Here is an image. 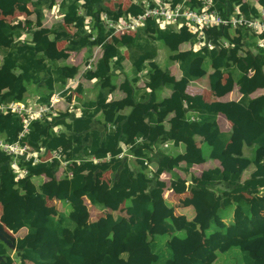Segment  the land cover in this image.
Returning <instances> with one entry per match:
<instances>
[{"label":"trees","instance_id":"16d2710c","mask_svg":"<svg viewBox=\"0 0 264 264\" xmlns=\"http://www.w3.org/2000/svg\"><path fill=\"white\" fill-rule=\"evenodd\" d=\"M256 3L264 10V0ZM54 4L55 0H0V14L26 15L29 11L34 15L33 19L24 16V22L16 26L0 20V103L28 104L30 100L47 104L57 86H64L82 68L81 64L60 62L83 50L91 56L95 47L101 49L100 57L84 77L94 81L96 95L88 100L80 88L79 117L66 111L33 121L21 141L34 150L60 149L67 162L61 178L55 175L56 162L28 163L24 165L28 175L15 184L10 158L0 152V204L6 208L12 198L24 199L18 212L10 210L1 221L13 234L26 231V237L13 244L12 257V248L7 251L0 242V264H62L61 258L68 264H264V160H257L258 151L264 149V92L259 91L264 89V48L257 46L264 42V33L215 27L206 34L218 48L195 52L188 46L181 51V45L194 39L185 28L176 32L148 21L136 33L112 34L99 15L101 11L113 18L123 14L113 11V6L119 8L117 2L108 7L102 0H61L57 12L62 23L43 26V11ZM188 5L194 8L195 2ZM127 6L126 16L141 12L134 4ZM235 7L248 18L259 15L248 0H214V8L222 17L231 15ZM64 24L74 31L64 38L63 48L52 49L60 35L65 37ZM51 36L55 38L51 40ZM223 40L231 47L222 48ZM161 45L169 52L166 65H178L179 79L154 61ZM126 58L132 76L117 87L113 69L120 70ZM143 71L147 72L146 79L138 86ZM202 75L207 76L208 88L217 97L231 88L236 89V97L208 101L200 94H189V83ZM224 75L229 82L222 80L219 85ZM104 84L118 88L123 98L106 100L100 91ZM33 87L37 94L28 99ZM164 89L170 95L160 113L152 104ZM127 108L130 113L125 115ZM189 112L196 117L191 119ZM169 114L166 129L159 120ZM219 116L230 124L229 131L217 127ZM131 118H146L147 133L134 131ZM94 120L100 129L92 128ZM21 125L17 116L0 115V139L15 142ZM136 134L142 138L140 142L133 141ZM197 138L202 139L201 145ZM235 140L250 154L246 157L242 153L238 160L253 167L244 181H240L241 162L233 161L231 169L224 166L228 160L226 146ZM166 143L183 144L185 151L163 153L161 148ZM123 146H129L126 153L130 160L118 158ZM155 155L161 157L156 175L171 173L176 180L171 189L175 194L186 185L181 179H190L195 212L179 231L165 203L162 184H152L148 177L147 163ZM91 158L103 161L95 164ZM76 160H80L78 165L73 163ZM207 162L216 165L192 172ZM106 173L110 180L96 190L97 175ZM38 174L45 179L35 183L33 176ZM224 184L230 189L220 187ZM50 201L64 206L56 218L47 212ZM91 209L101 216L80 223ZM49 245L55 250H48Z\"/></svg>","mask_w":264,"mask_h":264},{"label":"crops","instance_id":"0c3cea01","mask_svg":"<svg viewBox=\"0 0 264 264\" xmlns=\"http://www.w3.org/2000/svg\"><path fill=\"white\" fill-rule=\"evenodd\" d=\"M250 3L253 6L255 4H257L256 0H252ZM56 5H57V3L54 5L55 8L52 7L49 10H44L43 16H44V12H49L53 9H54V11H57L59 6L57 7ZM258 8H260V7L258 6ZM24 15L25 14L20 15L19 13H14L13 15L0 14V20L3 22L9 23L12 26H16L18 23H20V20L24 17ZM8 16H11V17L9 18ZM13 18H15L16 20L18 19V20L13 21ZM59 18L61 19L60 16H59ZM30 19H33L32 15L30 16ZM44 19H45V16H44ZM44 23H43V26H45ZM46 26H55V25L52 24V25H46ZM63 32H65V31H63ZM186 48L187 47H184V45H181L180 50L185 51L188 49V48L187 49ZM55 49L56 50L60 49L59 47H57V44L55 45ZM162 52L163 51L160 48L157 49V56L154 59V61L157 62V64H159L162 69H167L168 71H170V73L172 75H174V77L176 79H179L180 78V70L178 68V65L177 64L166 65V63L168 62V59H167L168 54H166L165 52H163L164 54H162ZM100 53H101V49L95 47V48H93V50L91 52V56H88V53L86 52V50H83L79 53V56H72V55H74V54H72L65 62H60L61 65L62 64H79V65L81 64L82 68L80 70V73L77 76L73 77L77 81L75 88H73L72 90H68L67 87L69 85V80H70L69 79V80H67V82L65 83L64 86L58 85L57 88L55 89V91L52 93L53 95H57L60 98V102L56 105L57 112L55 113V115H58L60 113H65L66 111H68V112L72 113L75 117L80 116L82 104H81V102L78 101V95H77V97L72 95L73 91H76L79 94L78 90L80 88L82 89V92H83L85 98H87L88 100L94 99V97L96 95V90H95L96 85L94 84V81H88L84 77L86 74V71H84V68H85V65L87 64V62L89 60L94 59V61H95L96 59H98V57H100ZM83 55H86V56H83ZM113 73H114V75L117 76L116 80H115V85L117 87L123 82L125 77H131L132 76L131 65H130L128 58H126L125 61H123L122 68L120 70H118L117 68L113 69ZM146 73H147L146 71H143V73L140 75L141 80H140V82L137 83L138 86H139V84H141L142 80L146 79ZM193 74H194V71H193ZM226 77H227V75L222 76V79L219 81V85L222 84V80L224 81ZM225 83H228V82H224V84ZM187 90H188L189 94H192V95L200 94L204 97L205 100H208V101L217 100V99L230 100V99H233L236 97V89L235 88H233V89L231 88V90L229 92H227L226 94H223L222 96L217 97V95L214 92L209 90L208 78L205 75H202L199 77L198 80H195V81L189 83ZM100 91L104 95L105 99L108 101L119 100V99L123 98V96H124L123 93L118 88H115V86H112L109 84H104V85L100 86ZM259 91L264 92V89L259 90ZM32 92L34 94H32ZM32 92H29L27 94L28 99L35 98L34 95L37 93L34 92V87L32 88ZM169 95H170V92L167 89H164L162 92H160L157 96V100L152 104V108L157 107V110L160 111V113H161L164 110V106H165L166 102L168 101ZM68 97H71L70 101L67 100ZM141 97H143V95H141L140 98ZM28 102L30 103L29 105H33V104L37 105L33 101H30V100H28ZM144 104H147V103H144ZM165 109H166V107H165ZM123 113L126 115V114H129L130 111L127 108L123 111ZM188 116H190L191 119H193V117H196L195 113H193V112H189ZM170 117H171V114H169L167 117L163 116L159 120L160 124L165 126L166 129H167L166 122H167V119H169ZM131 119L133 120L132 125L134 126L133 127L134 131L136 128V130L139 131V134L140 133H144V134L147 133V127L148 126H147L146 118H143V119L138 118L137 120L133 119V118H131ZM216 125H217V127H219V129L221 131H229L230 130V124L222 116H219L217 118ZM92 128L93 129H100L101 126L97 123L96 120H94L92 123ZM134 131H133V133H134ZM132 139L135 142H140L142 138H140L138 136V134H136V136L132 137ZM196 142L198 145H201L202 139L197 138ZM128 149H129V146H123V152L120 154V155H122L121 158H126L127 160H130L131 156L126 153V151ZM184 151H185V146L183 144H180L178 146H172L171 144L166 143L161 148V152L167 153L170 155L180 154V153H183ZM247 152H248L247 150H244V149L242 150V147L239 145V143L236 140L233 143L230 141L228 143V145L226 146V149L224 151L226 158H228L227 162L224 164V166L227 169H231L232 166L235 165L233 161L241 162V165L243 166V168H242V175H241L240 181H244V180L248 179L251 172L253 171L252 166H249V165L245 166V163L243 161L238 160V157H241L242 153H244V155L246 157H250L249 156L250 154H248ZM92 159H96V158H91V160ZM96 160H98L100 162L103 161L100 159H96ZM105 160H108V158ZM160 160H161V157L158 155H155L147 163L149 168H150L148 177L151 178L152 184H155L157 182L162 184L163 196H164L165 203L170 207V216L173 219L174 227L179 231L184 227L185 220H190L193 217L192 215L195 212L194 205L191 203L192 193H191V187H189L190 186V183H189L190 179L187 176H185V180L181 179L182 181L185 182L186 185L180 193L175 194L171 189H172V186L176 180H174L172 178L171 173L163 172L161 174L156 175V171L158 169V165H159ZM257 160L259 162L264 160V149H261L260 151H258ZM76 161H77V164L76 163L75 164L78 165L80 160H76ZM95 164H98V163H95ZM211 166H213V162H207L204 165L192 168V172H199L202 169H208ZM236 166H238V165H236ZM58 167L63 169V170L66 169V166H58ZM58 169H57V171H58ZM63 173H62V175H63ZM56 177H57V172H56ZM36 178H38V179L40 178L42 180L45 179V177L43 175H39V174L35 175L33 177V180L36 183H39ZM108 180H110L109 175H108ZM104 181H105V179H104L103 174L97 175V178H96L95 184H94V187L96 188V190L101 188ZM220 187L221 188L224 187L226 190L230 189V187L227 184H224V186L220 185ZM88 188H89V186L87 187V189ZM19 198H20V200H19ZM47 204L49 205V206L47 205V212L49 214H51L52 216H54L55 218L58 216V214L61 212V210L62 211L64 210V206L61 205L60 202H58V201H50V202H47ZM9 206H10V208H9ZM9 206L6 208H3L2 211L0 212V223L3 225L4 229L14 238L13 243H15L18 238H23L26 235L25 229H22L18 233L13 234L12 232H10L6 228V226L3 224V222L1 220H2L3 216H5V214L10 215L9 214L10 210H12L14 212H18L19 209L24 206V199L21 198L20 196H18V199L13 198V200L10 202ZM100 216H101V212H99L96 209H91V211L89 212V214L87 216L82 217V219H80V221H81L80 223L87 224V223H89V221L91 219L94 220ZM191 235L198 236L199 233L198 232H192ZM47 249L50 251L55 250L52 245H49L47 247ZM14 251H15V249L12 248L11 252H10L11 257L13 256ZM59 263L68 264L66 262V260H64L62 258L60 259Z\"/></svg>","mask_w":264,"mask_h":264},{"label":"built area","instance_id":"2783aa9c","mask_svg":"<svg viewBox=\"0 0 264 264\" xmlns=\"http://www.w3.org/2000/svg\"><path fill=\"white\" fill-rule=\"evenodd\" d=\"M60 1H55L57 7ZM127 1L129 2L128 5L134 4L140 7L141 12L136 15H127L126 18L122 15L114 19H111L106 13H101L110 22V24H105V26L112 30V34L125 35L136 33L143 29L148 21L154 22L158 28L168 27L176 32L185 28L194 38L193 43H189V48L196 52L203 48L209 50L218 48L207 37L206 31L211 28L227 27L231 30L242 28L255 35L264 33V10L258 8L257 4L254 7L257 9L259 15L248 18L237 7L233 9L231 15L222 17L214 8V0ZM191 2H195L194 8L188 5ZM54 5L52 6L53 8H55ZM86 23L89 25V20ZM91 39L93 40V38ZM220 46L226 49L231 47L226 40L221 41ZM257 46L264 48V42L259 41ZM93 61L94 59L89 60L85 65L84 71L93 70ZM76 84V79H70L67 87L68 90L75 88ZM59 102L60 98L57 95H53L47 104H39L38 108L34 104L29 105L18 101L0 103V115L11 114L20 118L22 122V128L18 131L15 142L5 143L0 139V152L10 158L9 168L14 174L15 184L28 175V170L24 167L25 164L30 163L31 166H35L41 161L57 160L59 162L57 163L58 166H67V162L64 160L60 149L48 152L44 148H41L39 155L41 154L40 156L44 159L42 160L30 145L21 143L29 132L30 124L33 121L40 120L44 117L56 116V105ZM46 155L48 156L46 157ZM121 157L122 155L118 156V158ZM92 161L95 163L100 162L96 159H92Z\"/></svg>","mask_w":264,"mask_h":264},{"label":"rangeland","instance_id":"374dc122","mask_svg":"<svg viewBox=\"0 0 264 264\" xmlns=\"http://www.w3.org/2000/svg\"><path fill=\"white\" fill-rule=\"evenodd\" d=\"M55 1H59V0H55ZM103 1V4H104V6L105 5H107L108 7H111V4H114V3H116L117 2V5H119V8H116V6H113V11H115V9H116V11H118V10H120L121 11V13H123V14H121V15H119L118 17H116V18H119V17H121L122 15H124V18H126V14L124 13L125 12V10H126V8L128 7L127 5L129 4V2L127 1V0H102ZM249 2H251L252 0H248ZM29 8V7H28ZM29 10H30V8H29ZM82 8H80V13H82ZM55 13V14H54ZM101 13H106L105 11H101L100 12V15H99V19H101L102 21H104V23L105 24H110V22L108 21V19L106 18V17H104L103 15H101ZM46 14V15H45ZM26 15H32V18H34V15L33 14H31L29 11L26 13ZM26 15H24V16H26ZM129 15H131V14H129ZM44 16H45V19H44V21H43V23H44V25L46 26V25H58V24H61L62 23V21H61V19L59 18V15H58V13H57V11H54V9L53 10H51V11H49V12H44ZM9 18L11 17V16H8ZM30 17V16H29ZM12 19V18H11ZM111 19H114L113 17H111ZM16 19L15 18H13V21H15ZM18 20V19H17ZM16 20V21H17ZM20 20V19H19ZM24 20V18H22L21 20H20V23H22V22H24L23 21ZM88 19H86V21H87ZM42 23V24H43ZM87 25H88V23H86ZM67 27V31H65V37H62L63 35H60V37L59 38H61V39H57V47H59L60 49L61 48H63L64 46H65V39L64 38H66V37H68V35L70 34V33H72L74 30H73V28L71 27V26H69V25H64V28H66ZM53 38H55L54 36H51L50 37V39L51 40H53ZM93 41V40H92ZM184 45V47H187L188 48V46H189V44L188 43H184L183 44ZM162 46V45H161ZM160 46V47H161ZM55 47V44L53 45V47H52V49ZM186 48V49H187ZM163 52H165L166 54H169V52H168V49L165 47V46H162L161 48H160ZM95 51V50H94ZM51 53L50 54H53V52L52 51H50ZM96 52V51H95ZM162 52V54H164ZM72 56H79V53L78 54H74V55H72ZM83 56H86V55H83ZM89 62V61H88ZM87 62V63H88ZM86 72H89V70H87ZM225 82H229V78L228 77H226L225 78V80H224ZM257 94V93H256ZM72 95H74L75 97H77V95H78V93L76 92V91H73L72 92ZM53 96V94L50 96V98ZM50 98H49V100H50ZM49 100H48V102H49ZM27 104V103H26ZM28 104H30V103H28ZM36 106V108H38V106L39 105H35ZM43 119H45V117L44 118H42V119H40V120H43ZM59 130H60V128H57V129H55V131H56V133H59ZM42 148H44V150H46V151H48L45 147H42ZM41 149V148H40ZM40 149H38V150H35L36 151V153H37V155L42 159V160H44L40 155H39V151H40ZM58 150V149H57ZM52 151H55V150H51V151H48V152H52ZM47 152V153H48ZM48 155H46V157H47ZM53 162H56V163H59L57 160H53V161H47V162H43V161H41V162H39L38 164H41V163H53ZM73 163H76L77 164V161H73ZM80 163V162H79ZM37 164V165H38ZM216 164L215 163H213V166H215ZM212 167V166H211ZM59 168V167H58ZM64 172V170L63 169H61V168H59L58 169V171H57V178H61V176H62V173ZM56 175V174H55ZM108 173H106L105 175H104V179L105 180H108ZM34 177V176H33ZM37 180H38V182L40 183L41 182V180L42 179H38V178H36ZM109 181V180H108ZM35 182V181H34ZM36 183V182H35ZM17 199H18V197H17ZM13 200V198L11 199V201ZM46 205H48V204H46ZM49 206V205H48ZM2 209H3V207H2V205L0 204V212L2 211ZM61 212H62V210H61ZM91 220H93V219H91ZM90 220V221H91ZM7 251H9V248L7 249Z\"/></svg>","mask_w":264,"mask_h":264},{"label":"water","instance_id":"95a60500","mask_svg":"<svg viewBox=\"0 0 264 264\" xmlns=\"http://www.w3.org/2000/svg\"><path fill=\"white\" fill-rule=\"evenodd\" d=\"M0 242H2L8 248H13L14 238L4 229L1 223H0ZM2 260L3 258L0 256V261Z\"/></svg>","mask_w":264,"mask_h":264}]
</instances>
